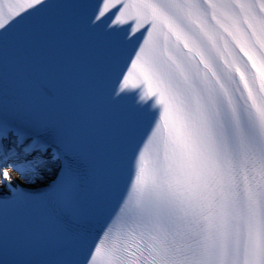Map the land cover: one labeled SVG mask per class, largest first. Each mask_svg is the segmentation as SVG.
Wrapping results in <instances>:
<instances>
[{"label":"snow or ice","instance_id":"1","mask_svg":"<svg viewBox=\"0 0 264 264\" xmlns=\"http://www.w3.org/2000/svg\"><path fill=\"white\" fill-rule=\"evenodd\" d=\"M57 3L104 45L118 139L101 176L0 89V217L43 203L67 244L49 264H264V0H0V50Z\"/></svg>","mask_w":264,"mask_h":264},{"label":"bare ground","instance_id":"2","mask_svg":"<svg viewBox=\"0 0 264 264\" xmlns=\"http://www.w3.org/2000/svg\"><path fill=\"white\" fill-rule=\"evenodd\" d=\"M16 175H19L18 173H16Z\"/></svg>","mask_w":264,"mask_h":264}]
</instances>
